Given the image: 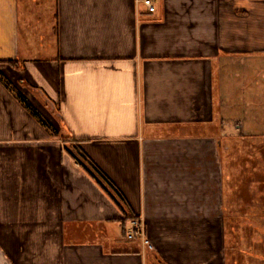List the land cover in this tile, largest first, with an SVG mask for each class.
Masks as SVG:
<instances>
[{"label": "crops", "instance_id": "1", "mask_svg": "<svg viewBox=\"0 0 264 264\" xmlns=\"http://www.w3.org/2000/svg\"><path fill=\"white\" fill-rule=\"evenodd\" d=\"M155 4L0 0V264H229L264 0Z\"/></svg>", "mask_w": 264, "mask_h": 264}, {"label": "rangeland", "instance_id": "2", "mask_svg": "<svg viewBox=\"0 0 264 264\" xmlns=\"http://www.w3.org/2000/svg\"><path fill=\"white\" fill-rule=\"evenodd\" d=\"M263 56L250 59L253 68L247 70L239 66V75L231 80V84L236 85L239 96V108L234 115L239 119L238 124L246 122L249 132L248 139L244 137L246 140L232 149L231 158H225L226 174L234 185L228 191L232 192L236 184L239 187L238 199L232 208L238 217V224L233 226V264H264V97L261 99V95H264ZM251 94H255V97L248 99L247 96ZM247 100L253 102V105L246 103ZM64 135H67L66 132Z\"/></svg>", "mask_w": 264, "mask_h": 264}, {"label": "built area", "instance_id": "3", "mask_svg": "<svg viewBox=\"0 0 264 264\" xmlns=\"http://www.w3.org/2000/svg\"><path fill=\"white\" fill-rule=\"evenodd\" d=\"M150 12L156 11L155 0H142ZM144 235V226L138 219H132L131 225L128 229V239L142 238Z\"/></svg>", "mask_w": 264, "mask_h": 264}, {"label": "trees", "instance_id": "4", "mask_svg": "<svg viewBox=\"0 0 264 264\" xmlns=\"http://www.w3.org/2000/svg\"><path fill=\"white\" fill-rule=\"evenodd\" d=\"M234 225H229L228 224V226H227V229H228V259H229V264H233V261H234V259H232V258H234V252H233V249H234V247H233V230H234V227H233ZM231 234H232V236H231Z\"/></svg>", "mask_w": 264, "mask_h": 264}]
</instances>
